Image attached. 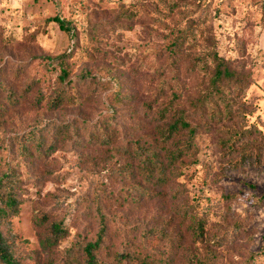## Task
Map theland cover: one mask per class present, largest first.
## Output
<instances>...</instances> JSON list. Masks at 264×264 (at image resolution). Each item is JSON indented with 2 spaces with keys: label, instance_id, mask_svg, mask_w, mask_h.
Masks as SVG:
<instances>
[{
  "label": "rangeland",
  "instance_id": "1",
  "mask_svg": "<svg viewBox=\"0 0 264 264\" xmlns=\"http://www.w3.org/2000/svg\"><path fill=\"white\" fill-rule=\"evenodd\" d=\"M57 16L72 36L52 21ZM211 52L247 89L223 91L230 118L217 97L207 116L190 114L194 159L172 165L173 144L157 143L165 176L149 183L135 149L162 139L165 123L145 105L187 110L208 92ZM63 56L66 89L83 100L51 110ZM53 125L64 132H51ZM36 127L54 150L21 158L17 139ZM98 127L106 139L93 138ZM241 131L264 142V0H0V158L19 171L11 222L20 264H83L98 207L109 218L104 264H264V150L260 165L226 170L251 143L245 136L226 147ZM53 221L69 234L48 249Z\"/></svg>",
  "mask_w": 264,
  "mask_h": 264
},
{
  "label": "trees",
  "instance_id": "2",
  "mask_svg": "<svg viewBox=\"0 0 264 264\" xmlns=\"http://www.w3.org/2000/svg\"><path fill=\"white\" fill-rule=\"evenodd\" d=\"M52 21L59 26L62 32L72 36V30L64 19L57 16L53 18ZM208 57L212 60L214 66L213 74L210 77L208 92L190 102L187 110L176 111L175 114H172L171 112L174 108L173 103L165 104L161 102L145 105L146 111L157 113L159 119L165 123V126L163 125V129L165 130L161 134L162 139H160V137H155V140L153 139L154 141L149 144L148 149H142L140 147H136L135 149L136 155L139 158L140 172L149 183L156 178L160 179L165 176L166 167L159 153L153 149L157 143L162 144L164 147L173 144L174 148L169 146L170 149L166 154V160L172 165L185 162L189 158L194 159L196 157L195 138L198 127L189 121L190 114H199L202 117L207 116L208 104L213 103L214 97L223 98L224 90L235 88L238 94H240L247 89V85H244L242 76L237 74L236 71L231 70L225 60L221 59L213 52H211ZM56 60L59 61L57 66L60 70L58 82L62 87L50 100L49 104L51 110H58L64 105L74 106L78 101L83 100L80 94H77V96L72 95L71 92L66 89L67 83H69L70 70L65 57L63 56ZM223 102L225 107L224 116L230 118L232 113L227 106L228 104L225 103L224 98ZM213 112L214 110L211 112V119H214L216 116ZM222 117L223 114L219 112V118L222 119ZM206 125L208 124L206 123ZM98 128L99 132H94L92 134L93 138L102 136V139H106V128ZM52 131L54 133L64 132L61 127L56 125L52 126L51 132ZM153 134L156 133L153 132ZM245 136L251 141L253 133L251 131H241L231 135L232 141L231 143L228 141L226 147L229 150L234 149L235 144ZM16 146L21 158L28 157L33 150L38 152L41 156L47 155L54 150L53 144L46 145L43 130L37 127L20 136L17 139ZM263 150L264 142L260 138L251 141V143L243 149V154L238 160L230 161L226 164V170H238L244 165H260ZM19 184V171L17 167L0 158V264H20L14 253V245L17 237L12 231L11 222L19 211ZM98 211H100L97 215V223L99 226L98 233L94 242L82 246L85 257L83 264H104L99 260V253L108 238L109 218L103 214L99 207ZM43 220L47 221L49 218L43 216ZM2 226L6 227L8 230L7 238L4 237L1 231ZM198 229H200L201 234L203 224L200 222L198 223ZM68 234L69 231L63 223L53 221L50 223L49 234L45 237L43 243L48 249L53 248L63 241ZM119 257L126 261L134 262V257L129 252H123ZM201 264H213V260L202 261Z\"/></svg>",
  "mask_w": 264,
  "mask_h": 264
}]
</instances>
